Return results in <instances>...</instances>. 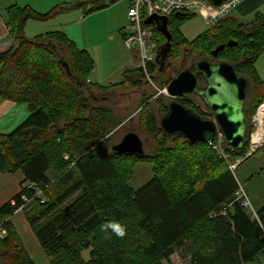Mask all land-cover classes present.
<instances>
[{"label": "trees", "instance_id": "obj_1", "mask_svg": "<svg viewBox=\"0 0 264 264\" xmlns=\"http://www.w3.org/2000/svg\"><path fill=\"white\" fill-rule=\"evenodd\" d=\"M110 4L76 1L43 14L15 5L6 11L13 42L0 51V101L25 104L28 115L0 134V173L23 176L18 193L0 206V226L6 230L0 264H35L10 220L19 209L46 264H163L181 247L187 248V264H258L264 256V205L255 217L241 207L234 175L208 144L166 134L143 101L139 127L152 138L153 149L140 158L110 151L120 121L110 108L91 104L86 93L90 87L102 93L139 87L146 76L141 68L125 69L115 85L91 84L93 59L63 32L24 37L28 21L46 22L72 9H83L87 16ZM193 16H168L170 49L165 60L146 66L147 74L162 72L165 62L180 56L181 71L188 69L197 53L203 60L230 64L250 89L244 147L226 149L232 159L244 157L251 117L264 101V81L255 69L264 52V14L256 12L247 23L227 16L188 41L180 27ZM152 31L155 35V27ZM152 40L157 50L166 42L164 37L163 43L155 36ZM221 45L224 49L213 58L211 52ZM177 100L205 119L198 108ZM168 104L161 105L163 116ZM139 162L152 166V177L133 190L128 181ZM110 221L126 227L123 238L111 233L105 238L100 226ZM85 250L88 259L82 256Z\"/></svg>", "mask_w": 264, "mask_h": 264}, {"label": "rangeland", "instance_id": "obj_2", "mask_svg": "<svg viewBox=\"0 0 264 264\" xmlns=\"http://www.w3.org/2000/svg\"><path fill=\"white\" fill-rule=\"evenodd\" d=\"M248 2L249 0L238 5L230 13V16L239 22H250L253 18L254 11L249 13V8H254V5H249L247 7ZM258 11L264 14V5L261 6ZM81 15H83V11ZM117 19L118 22L116 21ZM33 23L32 27L28 28V31L24 35L26 39H32L35 36L56 30L52 24H44L42 22ZM121 24H125V15L123 6L117 5L113 6L109 11L90 14L86 16V18L72 23L67 28L66 32L69 39H71L78 48L88 50L94 60L93 72L87 77L88 83H96L104 87L115 85L122 82V74L125 69L139 68L136 50H127L120 38L119 28L121 27L119 26ZM210 28L211 26L207 25L201 16L194 14L191 20L185 22L180 27V31L188 41H192ZM126 30H130L127 22ZM154 32L155 35L152 33L151 36L147 37V40L149 44L154 43L157 48V43L152 39L155 36L160 41L163 36L157 31ZM159 41L158 43H163V41ZM181 52L182 50H180V53ZM203 59L204 58L197 53L191 57L184 69L189 68L193 63ZM182 62L181 56L176 60L165 62L162 72H157L153 76L147 74L144 82L139 87H116L107 90L106 93H102L90 87L86 96L91 104L110 108L116 119L120 121V125L112 132L109 149H111L114 144L118 143L129 131L135 132L142 140L145 153H149L153 149L152 138L139 127V112L142 108V102L145 101V105L149 106L156 118L160 120L163 116L160 110L161 105H167L169 103L168 99L170 98L166 93L167 83L171 77H174L181 71ZM255 69L260 79L264 81V52L257 59ZM129 75L130 77L132 76V74ZM199 85L203 86V82L199 81ZM180 99L198 108L206 116L204 117L205 119L207 117H214L213 112L207 109L199 98L193 95H185L181 96ZM15 105V110L20 109V107L24 109V115H20V111H16L17 113L13 115L12 118L0 126V133L10 132L27 117L28 111L25 104ZM256 110L252 117L255 116ZM252 117L250 120L252 124L250 135L257 131L259 125L257 122H252ZM250 135L247 139L248 151L246 154L250 151ZM253 150L255 151L248 156L251 158L247 159L248 157H246L244 161L237 166L234 172V177L236 181L243 186L242 188L239 185L245 192L248 200L250 197H254L261 192L264 193V141L260 147L256 149L253 148ZM241 173L244 174V179L240 177ZM151 177L152 166L148 163L139 162L133 168V175L128 181V186L136 190L148 182ZM21 179H23V176L20 172H16L15 174L0 173V206L18 193L20 190L19 183L22 181ZM251 207L255 211L253 204H251ZM248 213L252 215L251 210H248ZM13 223L35 264H46L47 259L27 225L23 212L14 215ZM25 232H27V234ZM82 256L84 259H88V250L83 251ZM259 260L258 264H264V256L260 257ZM188 261L189 256L187 248L181 247L176 248L174 254L171 255L167 261H164L163 264H187Z\"/></svg>", "mask_w": 264, "mask_h": 264}, {"label": "water", "instance_id": "obj_3", "mask_svg": "<svg viewBox=\"0 0 264 264\" xmlns=\"http://www.w3.org/2000/svg\"><path fill=\"white\" fill-rule=\"evenodd\" d=\"M218 6L222 0H211ZM168 17L152 15L143 24L153 26L166 40L158 50L155 63L165 60L170 49L171 35L167 30ZM233 44L227 43L228 47ZM224 46L216 47L211 56L216 58ZM202 81L204 86L199 85ZM249 90L248 80L238 75L226 62L212 63L200 60L188 69L181 71L170 79L166 87L167 95L172 101L167 106L166 114L160 119V128L168 135L180 136L190 143L207 144L215 135L216 125L222 132L226 146L230 151H239L244 147L246 136L244 105ZM193 95L214 114V120L203 119L197 113L186 108L177 99ZM110 151L115 155L143 157L144 146L139 136L127 132Z\"/></svg>", "mask_w": 264, "mask_h": 264}, {"label": "built area", "instance_id": "obj_4", "mask_svg": "<svg viewBox=\"0 0 264 264\" xmlns=\"http://www.w3.org/2000/svg\"><path fill=\"white\" fill-rule=\"evenodd\" d=\"M128 7V24L130 27L129 32L124 34L122 42L124 47L131 51L136 50L139 60V68H141L145 75H147L146 66L155 62L157 48L154 43L149 44L147 37L151 36L153 26H145L143 21L152 15L168 17L173 13H187L197 14L201 16L205 23L209 26H213L221 19L230 15V13L245 0H222V2L215 6L211 0H127ZM262 109L263 115L258 119L259 110ZM211 120H214L212 117ZM252 122H257L258 129H261L259 136V142L253 144L252 133L249 139L250 151L244 157L232 159L228 148L226 146L225 138L222 132L216 125V132L214 137L207 143L213 151L223 160L229 171L234 175L237 166L244 161L246 157L252 154L263 143V131H264V101L259 104L256 110V114L252 117ZM263 125V126H262ZM228 150H227V149ZM230 151V150H229ZM236 201L240 202L241 207L251 210L252 216L255 215V211L252 209L250 201L247 199L243 189L238 185L236 192ZM20 210V209H19ZM6 235V230L0 226V238Z\"/></svg>", "mask_w": 264, "mask_h": 264}, {"label": "crops", "instance_id": "obj_5", "mask_svg": "<svg viewBox=\"0 0 264 264\" xmlns=\"http://www.w3.org/2000/svg\"><path fill=\"white\" fill-rule=\"evenodd\" d=\"M76 1L86 2L89 0H0V51L5 50L13 42L12 37H10V35L8 33V27H7L8 18H7L6 11L9 7L14 6V5L18 6V7H30L33 11L40 13V14H43V13L48 12L49 10H51L54 7L70 5V4L75 3ZM107 1L112 2V4H110L107 8H105L101 11H98V12L109 11V10H111V8H113V6H117V5L123 6V11H124V15H125V24H121L119 26V27H121V28H119V34H120V38L122 39L121 34L122 33L125 34L126 32H129V30H126V22L128 23L127 13H128L129 3L127 0H107ZM246 1L247 0H245V2ZM249 5H254L253 7H256L255 5H257L256 8H249L250 9L249 13H252L254 11V14H255L256 12H259L258 11L259 8L264 5V0H249V2L247 3V7ZM82 11H83V15H81ZM98 12H96V13H98ZM83 18H86V15H84L83 9H72V10L61 13L60 15L56 16L55 18H53L49 21L42 22V23L52 24V26L55 27L54 29H56L55 31L63 32L68 37L66 31H67V28L69 27V25H71L72 23H74L76 21H80ZM116 21L118 22V19ZM33 22H35V21H28L26 23L25 28H24V35L28 31V28L32 27V24H34ZM49 22H52V23H49ZM243 23H246V22H243ZM79 49H81V48H79ZM82 50L87 51L88 54L91 56V53L88 50H86V49H82ZM91 58H92V56H91ZM15 104L16 103L9 102V101H0V126L3 123H5L7 120L12 118V116L15 115L18 111H20V115L21 114L24 115V109H22V107H20V109L15 110V108H16ZM21 109H22V112H21ZM0 134H2V133H0ZM249 158H251V157H249ZM240 177L242 179H244L245 176L243 173H241ZM238 185H240L243 188V186L241 184L238 183ZM249 201H250V204L254 205L255 212H256L260 207H262L264 205V193L261 192L260 194L254 196V197H250ZM19 212H22V211L17 210L11 216L10 220L12 222H13L14 215L19 213ZM23 216H24V214H23ZM27 225H28V223H27ZM25 233L27 234V232H25ZM18 234H19V232H18ZM19 236H20V234H19ZM20 238H21V236H20ZM21 240H22V238H21ZM22 243H23V241H22Z\"/></svg>", "mask_w": 264, "mask_h": 264}, {"label": "clouds", "instance_id": "obj_6", "mask_svg": "<svg viewBox=\"0 0 264 264\" xmlns=\"http://www.w3.org/2000/svg\"><path fill=\"white\" fill-rule=\"evenodd\" d=\"M100 230L105 234L106 239L111 238V234H114L117 238H123L126 235V227L119 222L110 221L100 226Z\"/></svg>", "mask_w": 264, "mask_h": 264}, {"label": "bare ground", "instance_id": "obj_7", "mask_svg": "<svg viewBox=\"0 0 264 264\" xmlns=\"http://www.w3.org/2000/svg\"><path fill=\"white\" fill-rule=\"evenodd\" d=\"M262 115H263V111H262V109H260L259 113H258V119H260V116H262ZM260 134H261V129L259 128V129H257V131L255 132V134L253 136V140H252L253 144H257L259 142Z\"/></svg>", "mask_w": 264, "mask_h": 264}, {"label": "flooded vegetation", "instance_id": "obj_8", "mask_svg": "<svg viewBox=\"0 0 264 264\" xmlns=\"http://www.w3.org/2000/svg\"><path fill=\"white\" fill-rule=\"evenodd\" d=\"M203 86H204V84H203ZM244 112H245V105H244ZM245 115H246V114H245ZM204 117H206V116L204 115ZM206 119H207V120H211V119H212V117H210V118H209V117H207Z\"/></svg>", "mask_w": 264, "mask_h": 264}]
</instances>
